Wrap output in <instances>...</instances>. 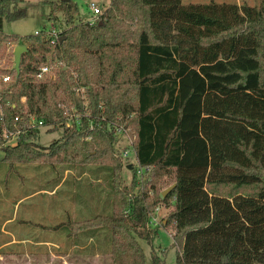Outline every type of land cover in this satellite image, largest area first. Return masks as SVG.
I'll use <instances>...</instances> for the list:
<instances>
[{"label":"trees","instance_id":"16d2710c","mask_svg":"<svg viewBox=\"0 0 264 264\" xmlns=\"http://www.w3.org/2000/svg\"><path fill=\"white\" fill-rule=\"evenodd\" d=\"M22 2L0 0V132L21 131L0 161L97 165L113 196L112 214L67 218L53 231L92 240L108 230L111 264H146L140 242L152 246L150 217L162 206L175 264H264V0H110L92 25L74 22L75 4L49 2V20L67 18L54 42L45 30L3 31L25 17ZM44 65L52 75L38 80ZM30 117L61 135L37 145ZM119 128L137 166L151 169L136 193L122 180ZM150 261L163 264L152 251Z\"/></svg>","mask_w":264,"mask_h":264},{"label":"rangeland","instance_id":"374dc122","mask_svg":"<svg viewBox=\"0 0 264 264\" xmlns=\"http://www.w3.org/2000/svg\"><path fill=\"white\" fill-rule=\"evenodd\" d=\"M58 1H67L77 6L78 14L74 16V22H87L93 17L92 13L88 10L90 3H93L103 11L108 6L110 0H23L21 5L26 9L25 17L13 22H5L3 24V31L7 34L18 35H29L42 30L47 32L52 30H56L57 32L63 31L67 27V18L64 14L58 13L54 21L49 20V2L56 3ZM210 1L217 3L235 2L239 5L243 3L252 6L258 5V0H182V4H203ZM37 130L35 142L41 147L48 146L61 135L60 131L47 132L46 127H41ZM132 139L130 132H124L123 130L118 132L115 137L114 149L119 153L123 161L121 170L122 180L127 186L134 181L131 191L136 193L145 181L151 180V169H143L137 166L132 149ZM125 153L126 156H124ZM2 156L3 153L0 150V160ZM108 175L106 169L93 164L68 169L60 165L53 167L40 163H17L10 168L6 163L0 161V218L3 214L8 213L11 203L15 202L17 197L29 193L40 184L48 186L59 180V178L63 179L65 177L66 188L63 190L68 191L66 194L70 191L76 197L80 196V194L83 197L97 196V202L83 206L76 215H71L67 210L65 211L64 205H60L59 203L56 204L57 207L55 205L51 206V201L43 196L35 197L33 198L35 201L33 208L39 214V220L48 224H56L61 221H67V218L78 221L91 218L95 215H110L113 211V196ZM37 180H40L41 183L35 182ZM57 209L59 213H56ZM167 216L168 210L159 206L150 217V225L156 229L152 246H148L143 241L140 242L144 250L146 264H151V251L159 257L163 264H175L177 247L173 244L172 229L166 222ZM62 231L69 232L70 230L62 228ZM84 239L86 242L88 241L86 237ZM109 242L110 233L108 230L99 232L96 238L88 241L85 252H82L83 248L82 251L78 249L73 250L72 256H70L72 258L71 264H111L112 258L109 254Z\"/></svg>","mask_w":264,"mask_h":264},{"label":"crops","instance_id":"0c3cea01","mask_svg":"<svg viewBox=\"0 0 264 264\" xmlns=\"http://www.w3.org/2000/svg\"><path fill=\"white\" fill-rule=\"evenodd\" d=\"M65 179L59 178L45 187L37 184L34 190L17 197L8 213L1 216L0 264H71L70 256L74 249L82 251L83 248L82 252H85L91 239L86 242L85 239L67 238L65 234L53 231L51 227L55 223L39 220L40 216L33 208V198L39 196L51 201V206L64 205L65 211L71 215H76L83 206L97 202V196L83 197L80 194L76 197L70 191L66 194L68 191L63 190L66 188ZM35 182L41 183L40 180ZM56 213H59L58 209Z\"/></svg>","mask_w":264,"mask_h":264},{"label":"built area","instance_id":"2783aa9c","mask_svg":"<svg viewBox=\"0 0 264 264\" xmlns=\"http://www.w3.org/2000/svg\"><path fill=\"white\" fill-rule=\"evenodd\" d=\"M88 10L92 13L93 17L91 20L87 21L88 24L92 25L95 24L99 21V17L102 14V10L99 9L96 5H94L93 3H90L88 5ZM36 33V32H35ZM50 34V36L52 37V42H54L56 39L59 38V34L60 32H57L56 30H52L48 32ZM52 75V70L49 66L44 65L42 66L39 71L36 74V79L41 80L44 79L46 77H50ZM9 81V77L8 76H4L2 78V82H7ZM22 102L25 101V98L23 97L21 99ZM73 119H75L72 115L68 118V121L66 123V126H69V124H71L73 122ZM18 121L17 118H15V122ZM69 121H71L69 123ZM74 122L78 125L79 121L76 119L74 120ZM29 123L31 124V126L36 127L37 129L44 127L42 125L41 122H36L34 121L33 117H30ZM124 131L126 132L124 129L119 128L117 129V133L120 131ZM21 133L20 129L16 127V124H14V130H9L8 128L4 127L2 132H0V149L2 147L5 146H14L16 144V139L18 137V135ZM124 156H126V153L124 154ZM140 168V167H139ZM139 172V171H138Z\"/></svg>","mask_w":264,"mask_h":264},{"label":"water","instance_id":"95a60500","mask_svg":"<svg viewBox=\"0 0 264 264\" xmlns=\"http://www.w3.org/2000/svg\"><path fill=\"white\" fill-rule=\"evenodd\" d=\"M63 37H59V40H61ZM26 51V47L23 45H18L15 46L13 49V64H14V69L18 72L19 70V64H20V58L22 53ZM130 168V167H129ZM172 187H169L165 191L162 192L161 196L164 197L167 192L170 191Z\"/></svg>","mask_w":264,"mask_h":264}]
</instances>
